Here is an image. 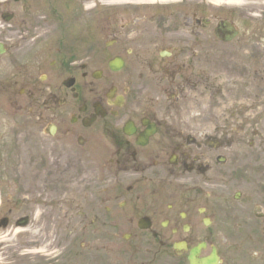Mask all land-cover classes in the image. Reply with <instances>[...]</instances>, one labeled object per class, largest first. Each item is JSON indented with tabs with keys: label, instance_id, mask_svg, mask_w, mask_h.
I'll return each mask as SVG.
<instances>
[{
	"label": "flooded vegetation",
	"instance_id": "flooded-vegetation-1",
	"mask_svg": "<svg viewBox=\"0 0 264 264\" xmlns=\"http://www.w3.org/2000/svg\"><path fill=\"white\" fill-rule=\"evenodd\" d=\"M0 44V153L77 264H264V0H0Z\"/></svg>",
	"mask_w": 264,
	"mask_h": 264
},
{
	"label": "rangeland",
	"instance_id": "rangeland-1",
	"mask_svg": "<svg viewBox=\"0 0 264 264\" xmlns=\"http://www.w3.org/2000/svg\"><path fill=\"white\" fill-rule=\"evenodd\" d=\"M226 95L230 94L226 93ZM249 97L253 101L248 100L247 102L252 104L247 106L240 104L234 109L242 110V105L252 108L244 114L245 118H250L257 123L255 125L257 134H254L253 130H248L247 134L256 142L255 148L250 152L256 154V158L262 159L264 158V93H249ZM24 117L25 112L22 111L18 115V121ZM10 131L11 128L6 122L1 121L0 133L4 138ZM9 165L11 166V161ZM1 171H5V174L0 176L3 190L6 189L4 183L6 179L2 177L8 179L9 176L7 181L11 186L8 191L11 188V192L0 193V197L3 194L2 198L5 201L1 216L8 217L10 220L9 227L0 230V264H46L55 255H61V252L64 253L59 264H75L74 254L70 252L75 247L65 230V222L60 213V201L65 191L46 189L43 178H39L37 182L33 179V182L29 183L30 179L25 174L19 177L18 187H12V180L15 181V177H12L11 169L7 167L6 170ZM27 215L31 217L29 227L17 229L16 221Z\"/></svg>",
	"mask_w": 264,
	"mask_h": 264
},
{
	"label": "water",
	"instance_id": "water-1",
	"mask_svg": "<svg viewBox=\"0 0 264 264\" xmlns=\"http://www.w3.org/2000/svg\"><path fill=\"white\" fill-rule=\"evenodd\" d=\"M26 224H27V221L22 222V225H26Z\"/></svg>",
	"mask_w": 264,
	"mask_h": 264
}]
</instances>
